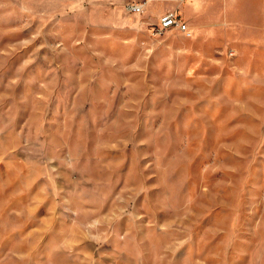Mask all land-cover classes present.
<instances>
[{
	"label": "rangeland",
	"instance_id": "374dc122",
	"mask_svg": "<svg viewBox=\"0 0 264 264\" xmlns=\"http://www.w3.org/2000/svg\"><path fill=\"white\" fill-rule=\"evenodd\" d=\"M155 2L0 0V264H264V52Z\"/></svg>",
	"mask_w": 264,
	"mask_h": 264
},
{
	"label": "crops",
	"instance_id": "0c3cea01",
	"mask_svg": "<svg viewBox=\"0 0 264 264\" xmlns=\"http://www.w3.org/2000/svg\"><path fill=\"white\" fill-rule=\"evenodd\" d=\"M155 3H159L160 6H169L163 12L153 10L154 16L159 13L158 18L169 11L182 12L183 16L181 17H199V21L202 20L205 23V30L219 32L225 43L232 45L237 52L242 50L244 53H248L255 48L264 52L262 39L263 0H157ZM195 3H198L196 8L194 7ZM144 7L145 4L143 9ZM254 17L258 21V29H260L257 42L250 38L252 35L251 22ZM233 27L236 29H232Z\"/></svg>",
	"mask_w": 264,
	"mask_h": 264
},
{
	"label": "built area",
	"instance_id": "2783aa9c",
	"mask_svg": "<svg viewBox=\"0 0 264 264\" xmlns=\"http://www.w3.org/2000/svg\"><path fill=\"white\" fill-rule=\"evenodd\" d=\"M88 1V0H85ZM143 3H136L132 2L128 5H126V10L129 13H132L134 15H139L143 11ZM262 25H263V43H264V0H263V18H262ZM170 30H177L180 33L184 34L187 38L191 37V31L189 27L183 23V21L180 19L179 15L174 11H169L163 14L157 21L156 24H154L150 29V34L153 37H161L163 36L167 31Z\"/></svg>",
	"mask_w": 264,
	"mask_h": 264
}]
</instances>
